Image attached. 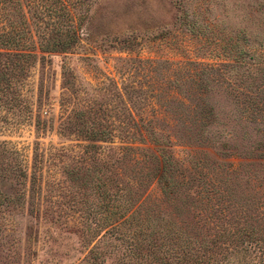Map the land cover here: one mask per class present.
<instances>
[{
	"label": "rangeland",
	"instance_id": "rangeland-1",
	"mask_svg": "<svg viewBox=\"0 0 264 264\" xmlns=\"http://www.w3.org/2000/svg\"><path fill=\"white\" fill-rule=\"evenodd\" d=\"M63 1L77 44L49 55L35 48L0 99V264H82L94 239H108L96 226L103 193H116L120 179L142 180L141 215L165 216L169 204L148 184L156 167L148 133L180 161L177 176L225 190L234 228L260 240L232 245L230 257L264 264V0ZM76 111L92 114L88 125L129 134L133 115L148 131L133 144L150 158L135 169L118 164L109 149L130 142L118 136L85 159V143L60 125ZM85 171L86 186L70 181Z\"/></svg>",
	"mask_w": 264,
	"mask_h": 264
},
{
	"label": "trees",
	"instance_id": "trees-1",
	"mask_svg": "<svg viewBox=\"0 0 264 264\" xmlns=\"http://www.w3.org/2000/svg\"><path fill=\"white\" fill-rule=\"evenodd\" d=\"M183 21L188 23L186 19ZM76 24L69 5L63 0H0V99L14 92L13 82L22 76L25 63L37 57L33 53L35 48L46 55L71 50L79 40ZM188 25L195 26L194 22ZM90 114L76 111L60 124L62 129L67 128L68 134L85 143L82 157L96 158L102 144H111L113 142L109 141L119 136L120 141L130 142L110 148L113 153L108 152L107 156L115 155L118 164L128 163L132 169L146 163L150 158L147 151L133 144L148 140L145 123L137 125L139 120L136 122L133 115H125L130 117L129 122H134L136 131L129 134L128 129H121L116 133L103 124L88 125ZM148 134L154 137L155 152L150 159L151 164H156L148 184L155 182L161 202L170 206L168 213L141 215L145 200L143 191L139 192L142 180L134 187L135 179H120L116 193H103L106 216L96 226L103 229L100 237L108 239H94L91 244L97 242L82 264H242L230 257L231 246L253 248L258 245L259 248L260 240L244 241L252 239L248 229L234 228L230 215L235 209L230 195L225 190L209 189L212 184L200 183V178L177 176L175 169L180 161L170 154L160 136ZM85 172L84 177H72L70 181L86 186L88 182L84 179L87 176L89 181L90 178ZM116 234L118 242L115 243L113 235Z\"/></svg>",
	"mask_w": 264,
	"mask_h": 264
}]
</instances>
